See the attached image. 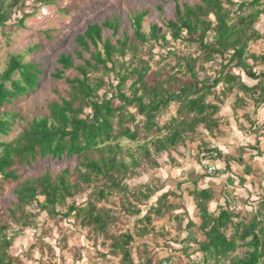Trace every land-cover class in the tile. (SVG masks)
I'll return each mask as SVG.
<instances>
[{
  "label": "trees",
  "instance_id": "16d2710c",
  "mask_svg": "<svg viewBox=\"0 0 264 264\" xmlns=\"http://www.w3.org/2000/svg\"><path fill=\"white\" fill-rule=\"evenodd\" d=\"M174 1V17L166 23L168 33L174 41L181 40L198 47L197 55L179 57L185 75L189 76L187 82L173 75L165 82L158 80L157 74L152 79L149 77L151 67L141 55L140 46L150 40H167L165 33L160 34L157 24L151 26L150 34L143 30L148 11L142 10L131 17V37L126 32L123 37L117 36L119 21L115 18L106 19L102 24H89L83 33L78 34L75 42L79 50L75 54L81 63L77 64L70 53H62L57 59L60 67L52 74L67 83L68 97L48 103V114L27 121L20 134L10 141L1 137L9 133L20 116L7 110L0 112V176L17 182L14 189L16 201L8 208L12 222L22 227L30 226L37 214L27 210L29 206H36L37 210L50 216L59 213L58 206L66 207L65 216L74 213L82 226H89L97 235L112 239L111 252L121 256L123 264H136L132 255L136 235L154 233V217L164 218L176 211L179 205L170 201L172 196H177L176 192L168 190L159 195L156 204L140 217L141 210L132 208L130 197L138 202L146 201L150 199L152 190L147 186L148 193L139 188L132 191L124 182L125 178L137 173L141 159L152 161L156 155L169 154L180 144L185 145L200 126L210 132L217 128L216 115L221 110V101L228 94L236 91L235 104H239L245 94H255L260 90L263 96L257 102L264 104L263 80L249 86L230 70L220 72L214 79H201L197 70V63L201 60L207 63L218 57H229L228 62L242 68L251 78L259 79L264 75L253 73L246 62L248 58L258 60V56L248 53V46L250 42L263 38L255 25L264 14V0L240 3L234 0H199L192 5H180ZM25 2L0 0V27H4ZM104 28L113 32L115 42L111 37L103 36ZM84 53L89 56L85 57ZM128 53L131 57L125 61ZM69 70L76 74L67 76ZM99 72L116 73V98L101 96L100 91L107 83L100 74L94 75ZM16 73H19L17 79L14 78ZM41 74L33 62L25 63L20 56L12 57L7 68L0 73V108L34 91ZM129 80L132 81L126 90ZM172 82H177L178 87L173 86V89ZM219 85L223 86L219 92L221 95H217L215 90ZM210 97L214 101H210ZM116 99L117 105L114 104ZM172 103L178 104L176 115L161 125L157 115ZM131 107L135 112L129 110ZM141 129L144 132L142 137ZM149 136L152 138L148 143ZM141 138L145 142L138 145L140 158H136L129 149L124 150L126 148L120 143L121 139L137 142ZM212 149L221 154L217 148ZM48 158L59 162L75 159L76 166L73 170L45 167L24 179L15 169L16 165L32 166ZM197 184L195 181L194 185ZM84 186L92 187L89 201L84 206L68 205L67 199L81 193ZM194 188L189 196L198 210V221L191 217L188 219L186 239L197 245V251L203 254V263L264 264L263 209L250 219L227 205L219 204L215 211H211L209 205L215 198L213 190ZM114 193L121 195L122 207L139 217L135 226L141 229L136 230V234L131 231L110 234L117 218L108 208L98 206V202ZM180 215L175 213L171 216L182 227ZM7 227V224L0 225V264H20L21 261L10 253L14 235L7 234ZM239 249H245L242 255L237 252ZM188 250L189 246L183 248V252L190 256Z\"/></svg>",
  "mask_w": 264,
  "mask_h": 264
},
{
  "label": "rangeland",
  "instance_id": "374dc122",
  "mask_svg": "<svg viewBox=\"0 0 264 264\" xmlns=\"http://www.w3.org/2000/svg\"><path fill=\"white\" fill-rule=\"evenodd\" d=\"M234 1L240 3L244 0ZM177 2L180 5L184 3L192 5L198 3L199 0H177ZM175 5L174 0H26L25 4L15 11L11 20L4 27H0V73L7 68L12 57L20 56L23 62H33L38 66L42 74L38 81V87L34 91L16 99L12 104L0 108V112L7 110L20 116L16 118L9 133L3 135L1 139L5 141L14 139L20 134L27 121L48 114V103L59 100L61 97H68L69 87L67 83L54 78L52 74L60 67L57 59L62 53H70L77 64L81 63L75 54L76 50H79L75 38L92 23L102 24L106 19H118L119 32L117 36L123 37L124 32H126L131 37L133 35L131 17L139 11L147 10L148 14L143 22V30L150 34L151 26L157 24L160 34L165 33L167 40V42L150 40L140 46L141 55L151 67L149 77L152 79L157 74V79L165 82L173 75L178 80L181 79L187 82L189 76L185 75L183 63L179 57L197 55L198 47L196 44L191 45L181 40L174 41L168 33L166 23L167 20L174 17ZM262 7L264 8V3ZM255 27L263 35V38L250 42L248 53L258 56V60L254 61L248 58L246 62L253 73L259 74V70L264 69V14L261 15ZM103 36L111 37L112 42L116 41V37L111 30L104 28ZM84 56L88 57L89 54L84 53ZM130 57L131 54L128 53L124 60L128 61ZM228 58L218 57L213 62L207 63H203L202 60L199 61L197 63L199 77L201 79L209 77L214 79L220 72L229 70L240 77V73L246 74L242 68L228 62ZM119 60L122 61L121 58ZM201 65H203V69ZM75 74L74 70L66 72L67 76H74ZM99 74L107 83L100 91L101 96L116 98L115 86L118 83L115 77L116 73L99 72L94 75L98 76ZM14 78H19V73H16ZM131 81L129 80L125 85L126 90ZM177 84V82H172V88L178 87ZM222 87V85H219L215 89L217 95ZM234 94H236V91L228 94L229 96L221 101V110L216 115L218 117L217 128L210 132L200 126L197 132L190 135L186 140L185 145L180 144L169 154L156 156L153 154L152 161L141 159L142 163L137 168V173L125 178L124 182L129 185L132 191L139 188L144 193H148L147 186L152 190L150 199L146 201L138 202L134 197H130L132 208L141 210L140 217L147 213L151 205L156 204L159 195L168 190L176 192L177 196H172L170 201L179 205L176 211L170 212L164 218L154 217L152 222L154 233L150 232L145 236L136 235V239L132 243V255L136 264H204L203 254L197 251V245L186 239L188 231L185 226L188 219L191 217L198 221L196 218L198 210L195 209L189 192L194 190L195 186L203 188L199 184L194 185L188 178H190V173L194 171L198 172L201 179H205L207 175L217 177L220 169L213 174H208L206 169L200 166L198 151L214 148L215 140L228 131L227 128H230L233 119L239 121L240 118H244L240 124L248 134H258L264 128V124L258 126L250 117L252 116V107L257 108L263 105L257 102L261 99L263 93L258 90L255 94H245L240 103H234L233 110L228 111V113L224 111L226 110L225 105L232 102L231 98L236 99L237 96H234ZM213 99V97L209 98L210 101H214ZM118 103V99L114 100L115 105ZM177 107L178 104L172 103L157 115V121L163 125L166 120L176 115ZM129 110L135 112L132 107ZM240 110L245 112L242 111V114L239 112ZM137 120H141V117H137ZM142 131L141 129V137L144 135ZM151 138L152 136L147 138L148 143ZM144 142V138L137 142L126 139L120 141L123 148H126L124 150L129 149L136 158H140L138 145ZM148 146L153 152L151 144ZM193 150L196 151L193 152ZM125 159L130 160L126 155ZM219 160L224 161L223 154L218 153V156L214 159L216 165ZM152 162H155V165H152ZM75 166V159H64L59 162L48 158L47 160H39L38 163L32 166L16 165L15 169L24 179L37 174L45 167L54 170L64 168L73 170ZM222 168L224 169V167ZM202 184H206L204 180ZM212 185L217 188H214L216 191L212 189V186L210 188L214 192V200L217 196L219 200H222L221 196L226 198L229 195L231 202L227 198L223 202L224 205L230 206L234 210V206L237 204L236 200L230 197V193L227 190H221L223 188L219 189L218 183ZM16 186L17 182L5 180L0 176V225L7 224V234L14 235L10 253L21 261L20 264H123L121 256H116L111 252L110 243L112 239L97 235L89 226H82L81 221L76 220L74 213L65 216L66 207L58 206L59 213L50 216L46 212L37 210L36 206H29L27 210L37 214L30 226L22 227L15 224L14 221L12 222L8 208L13 206V202L16 201L14 194ZM253 192L256 193V197L261 196L264 198V180L250 193L247 203L250 209L248 208L245 213L241 211L243 216L248 219L259 207V204L254 203L258 199H254ZM91 193L92 187L84 186L81 193L67 199V204L76 203L78 206H84L89 201ZM121 198L120 194L114 193L106 200L98 202V206L103 205L108 208L111 214L117 218L115 226L110 229V234L125 231L136 234V230L141 229L135 226L139 217L132 215L126 208L122 207L123 200ZM209 206L211 209V203ZM175 213L181 214L182 227H179L178 220L172 218L171 215ZM185 246H189L188 253L190 256L183 252ZM244 250L239 249L237 252L242 255Z\"/></svg>",
  "mask_w": 264,
  "mask_h": 264
},
{
  "label": "crops",
  "instance_id": "0c3cea01",
  "mask_svg": "<svg viewBox=\"0 0 264 264\" xmlns=\"http://www.w3.org/2000/svg\"><path fill=\"white\" fill-rule=\"evenodd\" d=\"M258 73L264 74V69H260ZM240 75L242 77L241 79L249 86L257 84L260 80H263L264 86V75H260L259 79H253L245 73H240ZM235 95L237 96V94H234V96ZM233 99L234 98H231L232 102L225 105L226 110L224 111L228 112L233 110L232 106L236 100ZM252 108V116L250 117L255 121L256 125L262 126L264 124V104L260 107ZM242 111L243 110H240L239 112L243 114L245 111ZM243 119L244 118H240L239 121L235 119L231 120L230 128H227L228 131L215 140L216 144L214 147H217L224 157V163L221 162V160L217 161L219 162L217 167L220 169L218 176L207 175L205 179H201L198 172L194 171L190 173V178L188 179L192 183L197 181L203 188H211V186L213 187V183H218L220 186L219 189L223 188L221 190H227L230 193V197L236 200L237 205L235 204L236 206H234L236 211L245 213L249 208L247 203L251 191H254L256 186L264 180V128L260 130L258 134H248L240 124ZM244 125L247 127L245 122ZM195 151L196 150H193V152ZM259 152L262 153L260 154ZM222 167H224V169ZM203 180L206 184H202ZM214 188L216 187L212 189L216 191ZM217 192L215 193L217 194ZM253 195L254 199H258L254 201V203L259 204V207H257L256 212H253L252 217L255 214H259L260 209L264 211V203L262 202L264 198L261 196L256 197V193L254 192ZM221 198L222 200H219L217 196V198L211 202V211H215L219 204L224 205L226 198L231 202L229 195L226 198L221 196Z\"/></svg>",
  "mask_w": 264,
  "mask_h": 264
},
{
  "label": "built area",
  "instance_id": "2783aa9c",
  "mask_svg": "<svg viewBox=\"0 0 264 264\" xmlns=\"http://www.w3.org/2000/svg\"><path fill=\"white\" fill-rule=\"evenodd\" d=\"M200 158V166L206 169L208 174H213L218 170L216 161L214 159L218 156V153L214 150H200L198 151Z\"/></svg>",
  "mask_w": 264,
  "mask_h": 264
}]
</instances>
